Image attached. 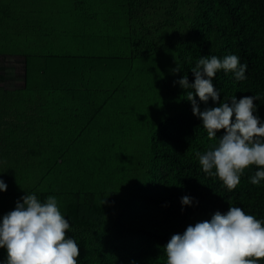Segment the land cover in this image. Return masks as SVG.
Instances as JSON below:
<instances>
[{"label":"trees","instance_id":"obj_1","mask_svg":"<svg viewBox=\"0 0 264 264\" xmlns=\"http://www.w3.org/2000/svg\"><path fill=\"white\" fill-rule=\"evenodd\" d=\"M229 54L247 79L218 72L220 99L259 96L264 119V0H0V56L23 67L14 88L0 73V217L26 193L56 197L78 264H166L173 234L230 206L264 220L257 166L231 191L203 172L223 130L210 140L174 84Z\"/></svg>","mask_w":264,"mask_h":264},{"label":"clouds","instance_id":"obj_2","mask_svg":"<svg viewBox=\"0 0 264 264\" xmlns=\"http://www.w3.org/2000/svg\"><path fill=\"white\" fill-rule=\"evenodd\" d=\"M247 67L235 54L223 59L201 56L191 68L194 83H189L186 74L174 81L192 90L187 92V100L208 138L216 139L223 130L218 144L197 156L203 172L218 177L229 191L240 184L244 170L251 165L257 170L250 183L260 185L264 181V119L256 114L254 103L259 96L239 100L233 96L222 101L221 91L213 83L220 71L232 73L236 82L244 81ZM180 70L178 64L173 72ZM197 96L199 102L207 105L211 100L215 106L201 111ZM7 187L0 179V192ZM180 203L183 210V206L193 205L194 198L185 195ZM69 231V218L62 214L56 197L41 201L35 193H26L13 210L0 217V249L7 253L0 264H78L79 244L67 234ZM163 249L166 264H260L264 258V220L230 206L226 213L217 211L210 220L173 234Z\"/></svg>","mask_w":264,"mask_h":264},{"label":"rangeland","instance_id":"obj_3","mask_svg":"<svg viewBox=\"0 0 264 264\" xmlns=\"http://www.w3.org/2000/svg\"><path fill=\"white\" fill-rule=\"evenodd\" d=\"M110 4L112 6H114L113 3H110ZM162 64L166 65L167 61H165V60L162 61ZM0 73L6 74V79H4V82L2 85L6 86L8 88H14V86L22 85L21 82L23 81V67L19 64H16V63H14V64H10L9 62L7 63L5 58L2 56H0ZM2 85H0V87Z\"/></svg>","mask_w":264,"mask_h":264}]
</instances>
